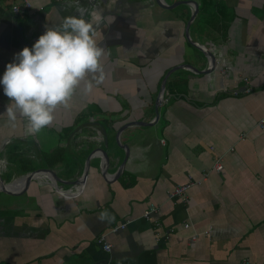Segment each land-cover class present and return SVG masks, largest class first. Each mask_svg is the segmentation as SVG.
I'll use <instances>...</instances> for the list:
<instances>
[{
    "label": "crops",
    "instance_id": "obj_1",
    "mask_svg": "<svg viewBox=\"0 0 264 264\" xmlns=\"http://www.w3.org/2000/svg\"><path fill=\"white\" fill-rule=\"evenodd\" d=\"M27 1L14 14L21 0H0V78L75 12L67 0ZM80 3L114 17L101 25L105 81L35 135L8 120L0 84V177L16 191L0 192V264H264V0ZM96 147L109 155L104 173ZM85 166L81 187L68 183ZM38 168L64 193L46 175L20 191Z\"/></svg>",
    "mask_w": 264,
    "mask_h": 264
},
{
    "label": "clouds",
    "instance_id": "obj_2",
    "mask_svg": "<svg viewBox=\"0 0 264 264\" xmlns=\"http://www.w3.org/2000/svg\"><path fill=\"white\" fill-rule=\"evenodd\" d=\"M67 6H74L75 12L48 27L31 48L18 52L0 78L10 101L8 120L22 119L29 135L50 125L55 110L69 107L78 90L89 94L106 79L101 25L112 23L114 17L98 7H85L80 0H67Z\"/></svg>",
    "mask_w": 264,
    "mask_h": 264
},
{
    "label": "water",
    "instance_id": "obj_3",
    "mask_svg": "<svg viewBox=\"0 0 264 264\" xmlns=\"http://www.w3.org/2000/svg\"><path fill=\"white\" fill-rule=\"evenodd\" d=\"M157 4H160V0H154ZM189 1V0H188ZM162 6V5H161ZM165 6H167L165 4ZM193 6V9H195L194 7V4L192 5ZM193 14H191L192 16ZM188 22H185V26H184V37L190 41L189 37H188ZM195 46H197V48H199L204 56L206 57V68L205 70H209L212 68V66L214 65V56L212 55V53L207 49L205 48L204 46H201V44H199V42H195L194 43ZM182 65H186V64H182ZM188 65V64H187ZM189 67L193 68L195 71L197 72H202L201 70L193 67L192 65H188ZM167 76V74H165L163 76V78L161 79V82H160V86H159V90H158V99H160L161 97V94L164 90V80H165V77ZM117 142V145L120 147V148H126V146H123L121 144L118 143V140H116ZM97 152V155H99L100 157V162H101V172L104 173L105 170H106V167L108 165V162H109V155H108V152L100 147H96L94 149H92L90 151L89 154H92V153H96ZM126 154V152H125ZM87 171H86V166L85 168L83 169V172L82 174L77 178V180H73V181H70L68 183L70 184H75L76 186H79L81 187V185L83 184V181H84V178H85V175H86ZM39 175H46L48 176L49 179H51V183L53 184V186L57 189V191L61 192V193H64L62 192V190H60V188L57 186V182H60V179L56 176V174L54 172H52L50 169L48 168H38L36 170H32V171H29L27 173H25L21 180H22V187H21V190H24L28 184V182L31 180V178L33 177H37ZM79 187V188H80ZM0 192H3V193H6V194H16V191L10 189L9 187V184H7L6 182H3L1 177H0Z\"/></svg>",
    "mask_w": 264,
    "mask_h": 264
},
{
    "label": "built area",
    "instance_id": "obj_4",
    "mask_svg": "<svg viewBox=\"0 0 264 264\" xmlns=\"http://www.w3.org/2000/svg\"><path fill=\"white\" fill-rule=\"evenodd\" d=\"M28 7H29L28 1L27 0H21L20 3H14V4L11 5V11H12V13L16 14V13H18V12L22 11L23 9L28 8ZM244 80L247 81L246 78H244ZM248 90H249V88L245 89V91H248ZM213 168L215 170H219L221 168V165H220V163L217 160L215 161V163L213 165ZM190 184H192V182L191 183L187 182L185 184H180V185L174 186V188L171 190V192L168 193V196H171V197H180V196H182L185 193V190L190 186ZM154 210H155V208H154L153 204H149L148 207L146 208V210L144 211L143 216L145 218H148L149 214L152 211H154ZM125 223L126 222L119 223L117 226H114V228H112L111 230L114 231L117 228H121V227H123L125 225ZM184 226H186V225L184 224ZM101 237L102 236H99L96 239L97 243L101 242V240H102ZM101 248L103 250H105V251H108L109 248H110V245L107 244V243H104V242L102 243L101 242ZM240 264H251V262H249L247 259H243L240 262Z\"/></svg>",
    "mask_w": 264,
    "mask_h": 264
}]
</instances>
